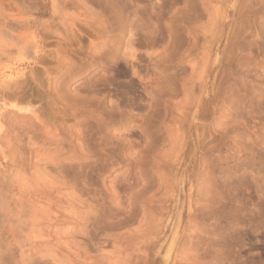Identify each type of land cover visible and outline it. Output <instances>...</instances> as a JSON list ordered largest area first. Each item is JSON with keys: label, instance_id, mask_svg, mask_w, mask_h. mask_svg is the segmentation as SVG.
I'll return each instance as SVG.
<instances>
[{"label": "rangeland", "instance_id": "obj_1", "mask_svg": "<svg viewBox=\"0 0 264 264\" xmlns=\"http://www.w3.org/2000/svg\"><path fill=\"white\" fill-rule=\"evenodd\" d=\"M0 264H264V0H0Z\"/></svg>", "mask_w": 264, "mask_h": 264}]
</instances>
